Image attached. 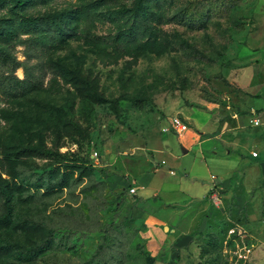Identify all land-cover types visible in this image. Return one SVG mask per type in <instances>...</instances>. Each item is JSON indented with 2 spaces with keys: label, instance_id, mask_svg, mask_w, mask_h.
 <instances>
[{
  "label": "rangeland",
  "instance_id": "374dc122",
  "mask_svg": "<svg viewBox=\"0 0 264 264\" xmlns=\"http://www.w3.org/2000/svg\"><path fill=\"white\" fill-rule=\"evenodd\" d=\"M166 1L133 40L149 0H0V49L43 81L22 97L0 84V264L88 262L127 219L97 261L234 264L247 243L264 264V0L202 29L189 0ZM41 17L55 27L35 34Z\"/></svg>",
  "mask_w": 264,
  "mask_h": 264
},
{
  "label": "trees",
  "instance_id": "16d2710c",
  "mask_svg": "<svg viewBox=\"0 0 264 264\" xmlns=\"http://www.w3.org/2000/svg\"><path fill=\"white\" fill-rule=\"evenodd\" d=\"M16 1L20 5L24 4V0H11ZM182 0H170V6H175L176 4L180 3ZM246 1H253V0H189L188 4L183 8V20L192 23L193 25L198 26L197 28L202 29L205 28L209 21L211 20H221L228 17L234 8L239 6L240 4ZM152 4V7L148 10V18L147 21H139L136 34L133 35V40L137 39V33L140 31L143 36L148 35L151 32L153 26L149 22L154 20H159L157 16V10L161 7L164 2H168L166 0H149ZM55 27V24L51 22L46 17H41L39 21H35L33 23V32L38 34L41 31H51L52 28ZM7 35H0V39L7 40ZM50 38L55 40V35L51 33ZM85 38L92 42H103L104 39L97 35H92L90 33L85 34ZM29 43V42H28ZM30 46L37 45L39 43H29ZM195 57L197 59H205L204 56L198 50L195 51ZM20 66L16 61H14L8 54L0 49V84L9 83L10 86L14 89L10 94L15 96H24L29 93L31 90L39 89L42 87V80L34 77L32 74L26 75L24 78H18L14 74L17 68ZM2 68H5L2 72ZM7 71V72H5ZM204 83L201 86L202 92V99L208 103L213 104H221L222 103V95L217 90L215 85H213V78L217 76L214 75H207L204 70L201 72ZM222 78V77H220ZM129 222H123L121 224L110 225L105 229V234L103 237V242L99 245L96 254L93 256L92 260L80 263V264H103L97 261L100 252L104 249L107 244L112 243L115 244V235H113V231L119 233H127L125 232L126 228H130L132 223L135 222L134 219H127ZM11 222V210L7 209L6 216L0 218V227L7 225ZM142 228V227H141ZM143 229V228H142ZM141 229V230H142ZM136 232L140 231L139 227H137ZM128 234V233H127ZM142 245L138 243L135 246V249L140 248ZM141 255H144L146 252L142 248L140 249ZM119 264H123L122 260Z\"/></svg>",
  "mask_w": 264,
  "mask_h": 264
},
{
  "label": "built area",
  "instance_id": "2783aa9c",
  "mask_svg": "<svg viewBox=\"0 0 264 264\" xmlns=\"http://www.w3.org/2000/svg\"><path fill=\"white\" fill-rule=\"evenodd\" d=\"M171 121V126L175 133L179 136H182L187 130L189 129V126L186 122H184L182 119L179 117L173 118L170 120ZM259 120H256L258 122ZM254 156H257V152L253 153ZM132 193L136 192V187H132L130 189ZM210 198L214 203H220L221 198L217 192L212 191L210 194ZM250 252L251 248L248 246L247 243H244L242 246L241 250L237 251L235 254V259L234 264H248L250 260Z\"/></svg>",
  "mask_w": 264,
  "mask_h": 264
},
{
  "label": "crops",
  "instance_id": "0c3cea01",
  "mask_svg": "<svg viewBox=\"0 0 264 264\" xmlns=\"http://www.w3.org/2000/svg\"><path fill=\"white\" fill-rule=\"evenodd\" d=\"M259 69V68H258ZM210 104H213V103H210ZM175 135H177L176 133H175ZM193 135H194V133H193ZM179 138H181V137H183V135L182 136H179V135H177ZM193 137V136H192ZM192 141H193V139L192 138H190V144H192Z\"/></svg>",
  "mask_w": 264,
  "mask_h": 264
},
{
  "label": "water",
  "instance_id": "95a60500",
  "mask_svg": "<svg viewBox=\"0 0 264 264\" xmlns=\"http://www.w3.org/2000/svg\"><path fill=\"white\" fill-rule=\"evenodd\" d=\"M166 229H168V227Z\"/></svg>",
  "mask_w": 264,
  "mask_h": 264
}]
</instances>
